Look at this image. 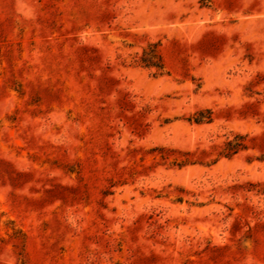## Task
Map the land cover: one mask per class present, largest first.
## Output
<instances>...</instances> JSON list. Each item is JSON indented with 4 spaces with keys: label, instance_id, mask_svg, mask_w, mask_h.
Masks as SVG:
<instances>
[{
    "label": "rangeland",
    "instance_id": "rangeland-1",
    "mask_svg": "<svg viewBox=\"0 0 264 264\" xmlns=\"http://www.w3.org/2000/svg\"><path fill=\"white\" fill-rule=\"evenodd\" d=\"M0 264H264V0H0Z\"/></svg>",
    "mask_w": 264,
    "mask_h": 264
}]
</instances>
